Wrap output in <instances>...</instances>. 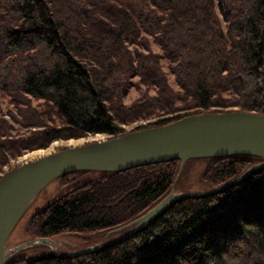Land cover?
I'll return each instance as SVG.
<instances>
[{"label": "trees", "instance_id": "obj_1", "mask_svg": "<svg viewBox=\"0 0 264 264\" xmlns=\"http://www.w3.org/2000/svg\"><path fill=\"white\" fill-rule=\"evenodd\" d=\"M147 35L163 49L183 94L169 88L161 58L128 49L149 48ZM133 75L159 93L127 107L123 96ZM0 90L18 106L16 122L41 128L8 139L11 125L0 107L1 174L22 149L121 136L122 124L154 110L183 111L174 104L186 97L192 99L186 110L194 111L134 130L221 113L211 107L223 103L225 91L243 98L240 111L264 115V0H0ZM32 99L43 100L44 109ZM209 161L204 180L213 190L263 158ZM181 163L61 177L63 187L73 188L33 215L28 232L38 239L121 229L170 195ZM7 264H264V168L220 193L178 199L139 232L90 254Z\"/></svg>", "mask_w": 264, "mask_h": 264}, {"label": "water", "instance_id": "obj_2", "mask_svg": "<svg viewBox=\"0 0 264 264\" xmlns=\"http://www.w3.org/2000/svg\"><path fill=\"white\" fill-rule=\"evenodd\" d=\"M193 120L204 121L193 124L190 122ZM232 156H255L263 158V161L238 179L206 194L220 193L264 168V115L244 111L195 115L166 125L133 130L121 136L69 145L16 165L0 178V264L5 263V246L29 206L39 193L61 177L76 172L117 173L176 160L183 165L196 159ZM185 196L187 194L172 191L147 214L122 229L136 226L127 237L134 235L173 202ZM103 246L76 250L67 256H83Z\"/></svg>", "mask_w": 264, "mask_h": 264}, {"label": "rangeland", "instance_id": "obj_3", "mask_svg": "<svg viewBox=\"0 0 264 264\" xmlns=\"http://www.w3.org/2000/svg\"><path fill=\"white\" fill-rule=\"evenodd\" d=\"M124 3H127V0H121ZM139 1V0H136ZM149 39V48H147V44L144 43L143 47L141 44H129L127 47L130 51H134L137 49L138 51L143 52L145 55L155 54L157 58L160 59V65L163 67V72L166 73L167 80L169 83V88L175 90L177 94H183V89L178 85L175 74L171 71L169 67V61L164 58V51L161 46L154 42V37L147 35ZM159 93L158 88L155 85L146 86L142 81L141 77L133 75L130 79V84L127 88L126 93L123 96V105L131 106L135 102L140 101L146 97H156ZM222 102H219V106L214 105L211 107L212 110H221V114H226L239 110V103L242 101V97L234 94L233 92H222ZM142 101V100H141ZM192 99L190 97H186L185 100H177L174 104L175 108L183 109V111H179V113L171 114L170 111H162V110H154L148 116L137 118L136 120L122 124V129L130 132L136 129L138 126H143L147 124H151L158 119H166L168 117H172L175 115H180L183 113H189L194 110H186L185 107L190 105ZM222 104L225 107H222ZM32 105L40 110H43L45 105L43 100H35L32 99ZM0 107L2 108L3 117L9 121L10 129L8 139H25L29 137L31 134L35 133L37 130H41L39 127L33 126H21L18 122L13 119L12 115H15L17 119L18 117V106L13 105L9 96L6 93L0 90ZM185 109V110H184ZM181 112V113H180ZM208 113V112H207ZM212 113V112H209ZM216 113V112H214ZM206 114V113H202ZM201 115V114H197ZM195 116V115H194ZM54 119L56 118L53 115ZM191 117V116H188ZM211 122V119H208ZM108 138L104 134H96L90 135L87 137L79 138V139H68V140H57L52 142L46 148H39L35 150L22 149L21 154L16 155L15 157H8V164L4 166V171H8L11 166H16L19 164H23L25 162H29L36 158L30 160H24V157L29 155L34 151H49L46 154L56 152L60 149L65 148L66 146H72L76 144H85L87 142H91L94 140H102ZM43 154V155H46ZM42 155V156H43ZM210 159H196L191 160L188 164L181 163L178 177L172 186V191L177 194L184 193L187 195H201L206 194L212 191V187L207 184L204 180V173L209 166ZM3 174L0 173V176ZM242 176V175H241ZM80 183V182H79ZM76 183V184H79ZM75 184V185H76ZM74 185L69 187H63L60 180H56L48 185L39 195L34 199L32 204L27 209L26 213L19 221L18 225L14 229L8 243L5 246L4 251V259L5 263H9L11 260L19 259V258H44L52 255H66L70 252L87 249L93 247L95 245H105L113 243L117 240L125 238L127 236L128 230L130 228L125 229H117L115 231H99L95 233H77V232H69L66 234H62L60 236H56L54 238H50L44 241L36 240L33 238L29 232L28 227L30 225V221L37 212L44 210L48 205L54 202L56 199L60 198L64 194L68 192L70 188H73ZM220 187V186H219ZM217 188V187H216ZM215 188V189H216ZM214 190V189H213ZM134 227V226H133ZM125 236V237H124ZM39 239V238H38Z\"/></svg>", "mask_w": 264, "mask_h": 264}, {"label": "bare ground", "instance_id": "obj_4", "mask_svg": "<svg viewBox=\"0 0 264 264\" xmlns=\"http://www.w3.org/2000/svg\"><path fill=\"white\" fill-rule=\"evenodd\" d=\"M203 121L196 122V121L193 120V121H190V122L193 123V124H201V123H203ZM48 152L49 151H34V152L30 153L29 155L25 156L24 160H30V159L36 158L37 156H42L43 154H46Z\"/></svg>", "mask_w": 264, "mask_h": 264}]
</instances>
